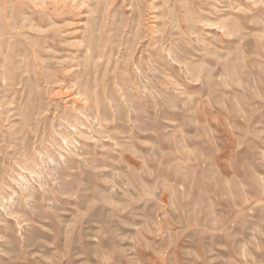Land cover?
Returning a JSON list of instances; mask_svg holds the SVG:
<instances>
[{
	"label": "rangeland",
	"instance_id": "374dc122",
	"mask_svg": "<svg viewBox=\"0 0 264 264\" xmlns=\"http://www.w3.org/2000/svg\"><path fill=\"white\" fill-rule=\"evenodd\" d=\"M0 264H264V0H0Z\"/></svg>",
	"mask_w": 264,
	"mask_h": 264
}]
</instances>
